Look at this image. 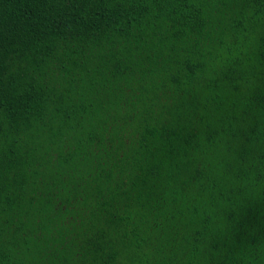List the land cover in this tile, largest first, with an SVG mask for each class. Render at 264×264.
Wrapping results in <instances>:
<instances>
[{"label": "trees", "instance_id": "obj_1", "mask_svg": "<svg viewBox=\"0 0 264 264\" xmlns=\"http://www.w3.org/2000/svg\"><path fill=\"white\" fill-rule=\"evenodd\" d=\"M0 264H264V0H0Z\"/></svg>", "mask_w": 264, "mask_h": 264}]
</instances>
